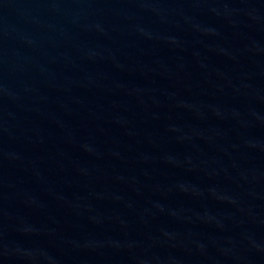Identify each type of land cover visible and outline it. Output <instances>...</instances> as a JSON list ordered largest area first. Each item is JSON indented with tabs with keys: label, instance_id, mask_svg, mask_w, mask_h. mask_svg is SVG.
<instances>
[{
	"label": "water",
	"instance_id": "1",
	"mask_svg": "<svg viewBox=\"0 0 264 264\" xmlns=\"http://www.w3.org/2000/svg\"><path fill=\"white\" fill-rule=\"evenodd\" d=\"M0 264H264V0H0Z\"/></svg>",
	"mask_w": 264,
	"mask_h": 264
}]
</instances>
